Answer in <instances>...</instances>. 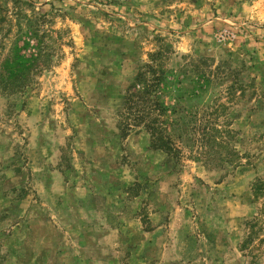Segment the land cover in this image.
<instances>
[{"label": "rangeland", "instance_id": "1", "mask_svg": "<svg viewBox=\"0 0 264 264\" xmlns=\"http://www.w3.org/2000/svg\"><path fill=\"white\" fill-rule=\"evenodd\" d=\"M226 1L0 0V264H264V0L202 39Z\"/></svg>", "mask_w": 264, "mask_h": 264}, {"label": "trees", "instance_id": "2", "mask_svg": "<svg viewBox=\"0 0 264 264\" xmlns=\"http://www.w3.org/2000/svg\"><path fill=\"white\" fill-rule=\"evenodd\" d=\"M152 54L156 56L160 52ZM148 67V70L143 71L140 69L138 71L134 81L128 88L127 97L131 102L128 107L129 110H133L132 113H135L134 120H136V125H139L144 119H151V122L144 124V127L150 131L152 142L154 144L159 143L156 147L171 150V135L166 130V127L158 122V117L167 110V106L160 102V97L157 93V90L162 86L163 76L162 74L147 76V72L154 73L156 70L154 64L148 65ZM12 82L14 83V81Z\"/></svg>", "mask_w": 264, "mask_h": 264}, {"label": "crops", "instance_id": "3", "mask_svg": "<svg viewBox=\"0 0 264 264\" xmlns=\"http://www.w3.org/2000/svg\"><path fill=\"white\" fill-rule=\"evenodd\" d=\"M259 2L257 0H227L221 5V11L215 14L208 13L206 17L200 16L201 20L193 28L198 32L202 39L213 37L220 30L227 28L234 29L236 26H242L246 17H255V7Z\"/></svg>", "mask_w": 264, "mask_h": 264}]
</instances>
